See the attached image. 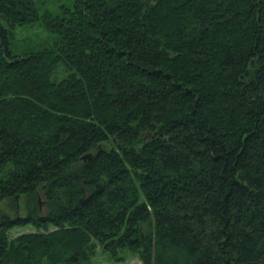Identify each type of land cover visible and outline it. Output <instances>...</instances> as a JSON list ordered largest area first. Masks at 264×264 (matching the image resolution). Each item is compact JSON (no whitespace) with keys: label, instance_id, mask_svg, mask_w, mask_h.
<instances>
[{"label":"trees","instance_id":"1","mask_svg":"<svg viewBox=\"0 0 264 264\" xmlns=\"http://www.w3.org/2000/svg\"><path fill=\"white\" fill-rule=\"evenodd\" d=\"M39 1L0 0V264H264V0Z\"/></svg>","mask_w":264,"mask_h":264},{"label":"rangeland","instance_id":"2","mask_svg":"<svg viewBox=\"0 0 264 264\" xmlns=\"http://www.w3.org/2000/svg\"><path fill=\"white\" fill-rule=\"evenodd\" d=\"M46 1L47 7L51 10L57 8L60 4L66 3V0H42L43 8L44 2ZM38 6H41L40 1L38 0ZM16 44L23 49L24 51L32 50L36 51L43 47L44 44L49 43L52 36L39 24L35 23L33 27H23L19 29L18 34L16 36ZM24 202V201H23ZM21 201V203L23 204ZM9 202H3L0 204V212H5L8 216H13L14 213L9 208ZM40 208L43 209L44 201L43 198H38V204ZM24 213V211H23ZM22 211L20 214L23 215ZM34 229L30 226L22 227V228H14L10 231L9 236L11 238L21 234L33 232ZM86 264V263H85ZM88 264H140V260L136 255L131 253L128 249L119 250L115 257L110 254L103 252L102 250L97 249L95 256L92 258L91 262Z\"/></svg>","mask_w":264,"mask_h":264}]
</instances>
